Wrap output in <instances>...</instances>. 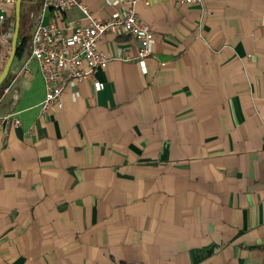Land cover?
<instances>
[{"label":"crops","instance_id":"crops-1","mask_svg":"<svg viewBox=\"0 0 264 264\" xmlns=\"http://www.w3.org/2000/svg\"><path fill=\"white\" fill-rule=\"evenodd\" d=\"M81 2L96 19L117 11ZM24 4L31 35L43 0ZM136 12L154 38L146 72L137 44L105 35L98 48L114 58L60 110L41 114L35 62L21 72L30 40L13 59L0 116L20 124L0 133V264H264V0ZM52 20L87 24L77 8H47Z\"/></svg>","mask_w":264,"mask_h":264},{"label":"built area","instance_id":"built-area-1","mask_svg":"<svg viewBox=\"0 0 264 264\" xmlns=\"http://www.w3.org/2000/svg\"><path fill=\"white\" fill-rule=\"evenodd\" d=\"M16 0H0V73L4 67V57L10 52L15 25ZM175 5H201L202 0H172ZM138 3L149 6V0H107V4L117 11L105 19H96L81 0H43L41 11L30 16L35 24L30 38V51L25 57L21 72H28V64L35 62L44 84V99L40 104L41 114L53 107L63 108V97L81 81H91L98 70L107 68L111 58L98 48L105 35L125 36L138 45L137 63L146 72L144 60L151 55L154 43L153 33L144 25L136 12ZM63 16L77 8L87 21L82 26L70 22L64 28L55 21L42 23L44 11ZM115 58H123L118 55ZM124 60L125 57L123 58ZM96 91L102 89L94 83ZM76 99L78 94L72 92ZM8 124L18 127L20 122L15 114L0 116V133H5Z\"/></svg>","mask_w":264,"mask_h":264},{"label":"water","instance_id":"water-1","mask_svg":"<svg viewBox=\"0 0 264 264\" xmlns=\"http://www.w3.org/2000/svg\"><path fill=\"white\" fill-rule=\"evenodd\" d=\"M21 1L22 0H16L15 2V25H14V33L11 43V49L9 52L8 59L0 73V86L5 81V79L8 76L11 64L13 62V59L15 58V52L18 42V34H19V27H20V9H21Z\"/></svg>","mask_w":264,"mask_h":264},{"label":"rangeland","instance_id":"rangeland-1","mask_svg":"<svg viewBox=\"0 0 264 264\" xmlns=\"http://www.w3.org/2000/svg\"><path fill=\"white\" fill-rule=\"evenodd\" d=\"M24 3H25V0H22L21 1V9H20V25H21L20 36H23V35L27 36V40L29 41L30 36H31L30 32H31V27H32V23H31L32 21L29 19L28 10L26 9V6ZM25 54L26 55L29 54V45H27V48L25 50ZM8 56H9V53L4 57V65L8 59ZM7 79L8 78L5 79L4 84L7 82ZM4 84H3V86H4Z\"/></svg>","mask_w":264,"mask_h":264},{"label":"trees","instance_id":"trees-1","mask_svg":"<svg viewBox=\"0 0 264 264\" xmlns=\"http://www.w3.org/2000/svg\"><path fill=\"white\" fill-rule=\"evenodd\" d=\"M20 29H21V25L19 27L18 44L16 47L15 57H21L22 56L23 50H24L26 43H27V36H25V35L20 36ZM3 84H4V82H3ZM3 84L1 85V87H3ZM1 87H0V91H1Z\"/></svg>","mask_w":264,"mask_h":264}]
</instances>
